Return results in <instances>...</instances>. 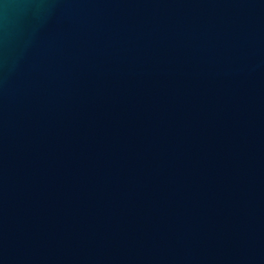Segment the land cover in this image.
I'll use <instances>...</instances> for the list:
<instances>
[{"label":"water","instance_id":"1","mask_svg":"<svg viewBox=\"0 0 264 264\" xmlns=\"http://www.w3.org/2000/svg\"><path fill=\"white\" fill-rule=\"evenodd\" d=\"M0 264H264V0H0Z\"/></svg>","mask_w":264,"mask_h":264}]
</instances>
